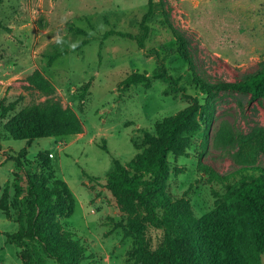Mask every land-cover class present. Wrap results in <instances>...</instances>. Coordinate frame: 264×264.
<instances>
[{
  "label": "rangeland",
  "instance_id": "obj_1",
  "mask_svg": "<svg viewBox=\"0 0 264 264\" xmlns=\"http://www.w3.org/2000/svg\"><path fill=\"white\" fill-rule=\"evenodd\" d=\"M153 2L148 36L139 47L147 0H0V106L14 104L0 120V264L26 261L6 235L19 228L14 185H24L28 172L53 174L73 194V215L60 223L86 248L82 264H132L136 239L124 238L126 218L104 188L113 160L130 162L142 151L135 146L142 147L145 133L154 135L158 123L196 99L205 108L199 115L202 128L184 156H168L167 191L187 199L194 216L201 218L214 207L212 190L222 194L225 186L208 183L198 165L219 174L237 170L231 159L237 136L264 130L263 99L251 101L249 94L229 90L206 96L192 81L194 76L208 84L237 81L259 69L264 62V0ZM62 52L66 54L48 64L49 56ZM35 70L53 85V100L79 118L80 134L27 143L4 132L11 116L47 99L27 82ZM161 71L170 79H155ZM132 74L145 75L148 82L121 87ZM223 125L231 140L217 145L213 136ZM255 165L264 167V151L256 155ZM144 236L154 250L162 232L148 228Z\"/></svg>",
  "mask_w": 264,
  "mask_h": 264
},
{
  "label": "trees",
  "instance_id": "obj_2",
  "mask_svg": "<svg viewBox=\"0 0 264 264\" xmlns=\"http://www.w3.org/2000/svg\"><path fill=\"white\" fill-rule=\"evenodd\" d=\"M154 8L153 0H147V11L139 24V47L148 36L147 23L154 14ZM83 45L85 43L80 46ZM65 54L49 56L48 64ZM186 62L192 67L189 60ZM154 78L170 79L165 71L154 73ZM26 79L47 99L7 120L4 132L10 138L28 143L38 139H61L82 132L83 125L75 113L61 108L53 100L54 87L48 79L38 70ZM192 81L206 96L217 90H229L247 93L251 101L264 100V62L255 73L237 81L208 84L196 76ZM146 82L147 76L132 74L123 80L121 87ZM13 106H0V120L13 110ZM204 109L193 99L184 109L164 118L156 125L154 135L144 134L142 147L135 146L137 151L141 148L142 151L125 165L113 160V169L106 175L104 188L113 195L119 212L126 218L123 236L136 239L132 264H262L264 167L256 166L255 158L264 151V130L256 129L247 137L237 136L238 149L231 154L237 170L219 174L209 166L198 165L207 176L208 183L225 186L222 194L212 190L214 207L201 218L194 216L187 199L174 198L167 191L168 156H184L192 136L202 128L199 115ZM208 133L209 129L205 127V142ZM230 140L231 133L226 125L213 136L217 145H227ZM14 160L20 163L19 156ZM14 190L15 201L18 199L20 206L19 228L6 237L22 249L24 264H40L45 259L54 264H82L86 248L60 223V219L70 218L76 207L67 184L56 180L53 174L28 172L24 185L16 183ZM148 228L162 232V239L154 250L144 236Z\"/></svg>",
  "mask_w": 264,
  "mask_h": 264
}]
</instances>
